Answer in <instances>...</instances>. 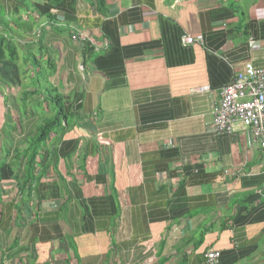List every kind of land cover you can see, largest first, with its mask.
<instances>
[{"label": "crops", "instance_id": "1", "mask_svg": "<svg viewBox=\"0 0 264 264\" xmlns=\"http://www.w3.org/2000/svg\"><path fill=\"white\" fill-rule=\"evenodd\" d=\"M29 1L1 3L0 264H264V147L211 110L264 70V0Z\"/></svg>", "mask_w": 264, "mask_h": 264}, {"label": "built area", "instance_id": "2", "mask_svg": "<svg viewBox=\"0 0 264 264\" xmlns=\"http://www.w3.org/2000/svg\"><path fill=\"white\" fill-rule=\"evenodd\" d=\"M73 38H75L73 36ZM185 43H200L201 36H184ZM208 86L194 89L207 92ZM213 130L217 133H229L237 124L242 125L252 140L264 147V70L246 64L242 72L234 75L233 81L221 87L218 100L211 106ZM206 261L216 262L217 252H207Z\"/></svg>", "mask_w": 264, "mask_h": 264}, {"label": "trees", "instance_id": "3", "mask_svg": "<svg viewBox=\"0 0 264 264\" xmlns=\"http://www.w3.org/2000/svg\"><path fill=\"white\" fill-rule=\"evenodd\" d=\"M4 0H0V9H2V2ZM16 1V0H15ZM19 1L20 3L24 4V7L26 10H30L32 8L31 4H30V1L29 0H17ZM6 3V2H5ZM6 5H8V2L6 3ZM15 10H19L17 8V6L15 7ZM2 11H4L2 9ZM32 14H33V11H32ZM1 16H3V19L1 18ZM5 15H4V12L1 13L0 12V25L1 23L4 21V24H6L5 20L4 19ZM7 29H9L10 27L9 26H6ZM2 27H0L1 29ZM1 31L3 30H0V59L2 57H4V53H3V49H8V52L10 54V59L12 60V57L14 56V46H13V43L10 41V40H7L6 38L3 37V35L1 34ZM30 66H32V69L34 70L33 72V81L35 83H37L38 81V84L37 86L35 87V90H33L31 93H26L24 96L26 95H34L36 92H43L45 91L47 96L48 97H51L50 99L51 100H54L55 104H57V95L55 93L52 92V88L51 86L47 85L46 83L43 84L42 83V89H40L39 87L40 86V83L39 81L41 79H43L45 81L46 79V73H45V68H46V65L43 66L41 64V62L34 56V55H31L30 56ZM60 113L58 112L56 114L55 117L49 119H45L43 120L40 124H38L36 126V128L33 130V132L29 135V137H27V147L25 148L24 150V157H25V179L23 180L22 184L20 185L19 189H24V188H27L28 187V182L30 181L31 177H32V171H33V166H34V157L37 153V150L40 146V143L41 141L48 135V133L51 131L52 128L58 126L60 124Z\"/></svg>", "mask_w": 264, "mask_h": 264}, {"label": "clouds", "instance_id": "4", "mask_svg": "<svg viewBox=\"0 0 264 264\" xmlns=\"http://www.w3.org/2000/svg\"><path fill=\"white\" fill-rule=\"evenodd\" d=\"M208 252H210V251H208ZM214 252V251H213ZM207 253V252H206ZM206 253H205V255H206ZM217 259V258H216ZM205 260H206V257H205ZM206 263H207V261H206ZM207 264H209V263H207Z\"/></svg>", "mask_w": 264, "mask_h": 264}, {"label": "rangeland", "instance_id": "5", "mask_svg": "<svg viewBox=\"0 0 264 264\" xmlns=\"http://www.w3.org/2000/svg\"><path fill=\"white\" fill-rule=\"evenodd\" d=\"M0 12L3 13L2 9H0Z\"/></svg>", "mask_w": 264, "mask_h": 264}]
</instances>
